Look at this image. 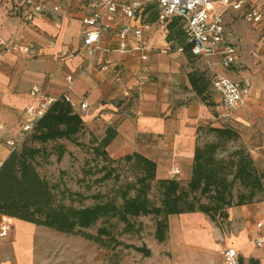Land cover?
I'll return each mask as SVG.
<instances>
[{"label": "crops", "instance_id": "obj_1", "mask_svg": "<svg viewBox=\"0 0 264 264\" xmlns=\"http://www.w3.org/2000/svg\"><path fill=\"white\" fill-rule=\"evenodd\" d=\"M149 6L153 5L146 3L133 21L143 27V50L122 52L118 40L105 34L101 58L114 65L108 76L82 73L80 67L87 61L83 55H61L67 48H78L82 19L90 12L92 0H56L28 25L22 22L29 8L26 0H0V39L30 48L22 53L0 47V166L12 152L7 141L22 136L31 88L39 85L44 95L58 99L65 93L67 76L73 75L76 79L70 96L85 129L101 137L107 127L117 129V136L106 147L111 159L139 153L156 162L159 179H171L173 168L179 167V177L188 181L202 135L213 136L209 127H231L239 135L233 145L250 152L264 183V27L253 26L243 13L215 5L214 11L226 20L227 39L238 51L235 64L224 69L218 55L188 58L179 43L169 38L172 20L147 21ZM144 53L147 59H142ZM216 72L253 82L250 95L234 111L225 108L221 95L213 89ZM82 102L87 103L85 109L80 107ZM177 215H189L192 225L204 220L213 227L202 212L171 215L170 225ZM263 218L264 195L255 202L231 207L228 227L220 232L222 243L236 248L246 261L253 257L264 264V244H255L264 238V225L258 226ZM5 223L10 224L12 236H0V264H34L39 234L47 229L0 213V226Z\"/></svg>", "mask_w": 264, "mask_h": 264}, {"label": "trees", "instance_id": "obj_2", "mask_svg": "<svg viewBox=\"0 0 264 264\" xmlns=\"http://www.w3.org/2000/svg\"><path fill=\"white\" fill-rule=\"evenodd\" d=\"M146 13L148 22L157 21L158 11L154 6L147 7ZM168 29L169 38L179 43L188 58L194 57L193 45L187 41L182 21L173 19ZM84 127L83 118L64 97H60L37 122L29 137L32 142L42 145L63 139L73 140ZM207 130L214 139L197 145L192 176L186 185L176 178L157 179L156 162L133 153L121 158L133 162L138 170L136 181L122 190V203L118 205L109 200L80 208L58 202L53 186L37 169V157L45 150L26 140L21 148L13 149L0 166V213L65 233L80 234L95 241L96 235L86 228L99 219L111 216L120 219L140 215L157 217L156 237L159 241L167 239L169 217L174 214L202 212L222 227L224 221L227 224L231 207L262 198L263 176L250 152L243 146L235 147L227 157L220 156L238 140L239 135L233 128L209 127ZM117 133L115 126L107 127L96 148L99 154L110 158L106 147ZM59 148L58 158L61 159L63 148L61 145ZM154 182L161 193L159 205L150 198ZM132 191L134 194L130 195ZM239 264L261 262L253 257L247 261L239 257Z\"/></svg>", "mask_w": 264, "mask_h": 264}, {"label": "rangeland", "instance_id": "obj_3", "mask_svg": "<svg viewBox=\"0 0 264 264\" xmlns=\"http://www.w3.org/2000/svg\"><path fill=\"white\" fill-rule=\"evenodd\" d=\"M100 138L101 135L90 134L84 127L73 140L63 139L44 145L32 142L27 135L18 148L26 140L35 147H43L44 153L36 160L37 169L53 186L59 203L80 208L113 200L120 205L123 201L122 190L136 181L138 170L133 162L123 159L114 161L99 154L96 148ZM213 139V136L203 134L200 144ZM60 145L63 148L61 159L58 158ZM235 147L229 145L228 150L220 156L227 157ZM171 178L187 184V180L180 178L179 174ZM133 194L132 191L130 195ZM150 198L155 204L161 202L156 182L153 183ZM187 216L172 217L164 241L156 237L157 217L153 215L99 219L86 228L96 235V241L44 226L47 231L39 234L33 263L226 264L223 251L229 246H225L219 237L220 232L228 227L225 221L222 227L212 221L213 227L210 229L204 220H196L197 224L192 225L191 217ZM11 236L12 229L8 234L9 238Z\"/></svg>", "mask_w": 264, "mask_h": 264}, {"label": "built area", "instance_id": "obj_4", "mask_svg": "<svg viewBox=\"0 0 264 264\" xmlns=\"http://www.w3.org/2000/svg\"><path fill=\"white\" fill-rule=\"evenodd\" d=\"M56 0H26L29 7L23 17V24L28 25L40 17L45 9ZM146 3L152 4L158 11V21L167 23L179 18L187 34V41L193 45L195 56L210 58L218 55L219 64L224 69L231 68L238 60L236 45L227 39L226 20L221 13L214 11L220 3L227 9L243 13L244 17L256 27H264V0H92V8L82 19L83 33L78 48L63 50L62 56L72 58L78 54L87 61L80 67L81 72L95 71L107 74L114 72L111 60L101 58L102 43L105 34L111 33L118 40V49L122 52L141 51L144 49V30L142 26L133 24L144 9ZM0 47L7 51L28 53L30 48L22 44L7 43L0 39ZM147 59V54L142 55ZM67 87L64 97L73 108L76 102L70 96L75 77L67 76ZM120 81L119 77L115 78ZM213 89L221 95L222 102L228 111H234L241 106L251 93L253 82L250 78L236 80L223 72H216L212 78ZM30 103L26 107L27 121L23 125L20 138H11L7 144L13 149L19 147L24 137L31 134L37 122L45 116L52 104L57 100L43 94L42 87L34 85L30 90ZM82 109L87 103L80 104ZM180 173L179 167L173 168V175ZM264 225V218L258 223ZM10 224L0 226V236H8ZM257 246H263L264 238L255 241ZM226 264H239V253L236 248L228 247L223 251Z\"/></svg>", "mask_w": 264, "mask_h": 264}]
</instances>
